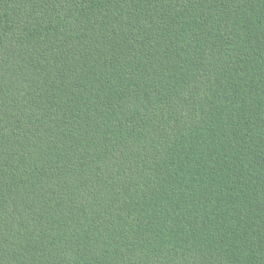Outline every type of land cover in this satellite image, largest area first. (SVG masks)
Masks as SVG:
<instances>
[{
    "label": "trees",
    "instance_id": "16d2710c",
    "mask_svg": "<svg viewBox=\"0 0 264 264\" xmlns=\"http://www.w3.org/2000/svg\"><path fill=\"white\" fill-rule=\"evenodd\" d=\"M0 264H264V0H0Z\"/></svg>",
    "mask_w": 264,
    "mask_h": 264
}]
</instances>
